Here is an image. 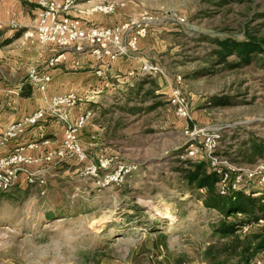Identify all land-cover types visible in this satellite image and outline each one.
<instances>
[{
	"label": "rangeland",
	"instance_id": "rangeland-1",
	"mask_svg": "<svg viewBox=\"0 0 264 264\" xmlns=\"http://www.w3.org/2000/svg\"><path fill=\"white\" fill-rule=\"evenodd\" d=\"M105 1L124 5L112 24L145 13L157 18L136 55L145 65L127 87L148 78L144 91L154 94L130 102L129 92L112 94L102 120L109 128L100 156L137 170L122 186L102 189L81 174L86 165L69 159L55 165L44 186L24 182L0 193V264H209L204 252L218 242L210 227L217 214L203 208L202 191L185 187L176 170L189 143L201 142L200 131L221 132L209 169L226 167V184L264 200V57L230 70L212 56L216 38L264 35V0ZM175 88L191 121L169 102ZM86 154L87 165L100 157ZM262 228L264 221L240 234ZM257 262L264 264V251Z\"/></svg>",
	"mask_w": 264,
	"mask_h": 264
},
{
	"label": "crops",
	"instance_id": "crops-1",
	"mask_svg": "<svg viewBox=\"0 0 264 264\" xmlns=\"http://www.w3.org/2000/svg\"><path fill=\"white\" fill-rule=\"evenodd\" d=\"M38 1L0 0V136L9 125L23 121L37 111L45 112L43 121L34 126H23L0 150V156L22 147L25 156L41 159L49 151L59 148L65 129L74 126L79 116L88 112L91 116L79 132L80 144L90 156L103 155L101 152L107 134L102 120L107 117L105 113L112 110L109 97L118 92L123 96L128 93L127 87L135 80L133 71L145 65V60L136 55L139 51L144 52L146 39L139 40L137 53L112 62L106 59L97 61L87 50L62 51L26 43L22 34L35 24ZM103 3L108 2L91 0L79 3L67 12V16L102 26L117 23L112 24L116 16L122 15L119 11L123 8H118V15L110 19L91 11ZM11 23L16 28H12ZM58 56H61L58 62L49 68L48 61ZM33 69L50 76L44 91L29 85L27 75ZM58 96H73L75 102L51 110L49 103ZM54 167L38 162L30 165L29 169L44 174L46 178ZM23 183V178L19 177L17 184Z\"/></svg>",
	"mask_w": 264,
	"mask_h": 264
},
{
	"label": "built area",
	"instance_id": "built-area-1",
	"mask_svg": "<svg viewBox=\"0 0 264 264\" xmlns=\"http://www.w3.org/2000/svg\"><path fill=\"white\" fill-rule=\"evenodd\" d=\"M88 1L62 0L58 2L55 0H39V10L35 24L22 34V39L26 43L36 44L42 48L54 47L62 51L74 49L77 52L87 50L97 61L106 59L112 62L117 58L135 53L139 40L145 38L157 22L156 17L146 13L140 17L117 22L111 26L87 23L79 18L67 16V12L77 4ZM123 6L113 3L101 4L92 8L91 11L102 17H109ZM10 26L16 28L14 23H11ZM60 57L49 60L47 66L53 68ZM146 69L147 71L150 70V68ZM177 79L180 80V78ZM178 80L177 84H179ZM27 81L34 89L44 91L50 82V76L46 72L33 69L28 73ZM178 90V88L173 89L169 102L175 107L176 115L180 119L191 121L189 105L181 97ZM74 102L75 98L73 96H58L52 98L49 104L51 110H57L61 106L71 105ZM90 116L91 113L89 112L79 116L74 126L65 129L60 147L49 151L41 159L25 156L22 147L0 156V193L10 191L13 186L17 185L19 177H22L28 186H44V174L31 171L29 166L38 162L56 165L69 159H73L78 164L86 165L83 167L81 174L94 178L98 187L103 189L122 186L124 180L136 172V165L118 164L112 167V160L103 156L97 159L96 164L87 165L88 157L80 144L79 132L84 128ZM44 118L45 112L37 111L21 122L9 125L5 133L0 136V150L7 145L16 133L21 131L23 126H34L43 121ZM200 133L203 136L201 142H195V140L190 142L182 151L181 160L207 162L210 166L211 162L214 161L213 149L215 150L216 143L221 140V132L220 130H213L209 133H204V131L203 133L200 131ZM214 172L221 176L218 189L221 195H225L229 188L237 190L236 182L226 184L230 180L229 175L231 174L226 167ZM251 177V174L247 175V179ZM262 179L264 180V177Z\"/></svg>",
	"mask_w": 264,
	"mask_h": 264
},
{
	"label": "trees",
	"instance_id": "trees-1",
	"mask_svg": "<svg viewBox=\"0 0 264 264\" xmlns=\"http://www.w3.org/2000/svg\"><path fill=\"white\" fill-rule=\"evenodd\" d=\"M212 42L215 45L212 56L216 57L219 60L218 64L225 69L250 66L260 59L259 57H264V35L257 36L255 33L246 31L242 40L216 38ZM147 79L142 77L135 81V86L128 90L127 102L141 96L151 97L154 94V90L144 91ZM219 103L227 105L230 100L220 99ZM154 108L151 107L150 110ZM134 110L136 109L129 111L133 113ZM110 113H105V115ZM103 124L105 130H108L107 124L104 122ZM179 162L180 165L176 170L180 174L179 179L182 184L187 188L202 191L197 194L198 201L201 202L203 208L217 214V221L210 227L213 236H218V242L209 245L204 252L209 264H228L229 262L253 264L256 262L257 257L264 251V229H258L244 236L240 232L244 226L258 225L260 221H264L262 196L253 197L241 190H232L231 188L225 195H221L218 191L221 178L209 169L208 163L188 159ZM237 214L242 218H233ZM161 225L159 224V226ZM155 227L157 226L152 225V228ZM109 241L110 237H107L106 242ZM100 252L95 251V254ZM96 255L102 256V253Z\"/></svg>",
	"mask_w": 264,
	"mask_h": 264
},
{
	"label": "bare ground",
	"instance_id": "bare-ground-1",
	"mask_svg": "<svg viewBox=\"0 0 264 264\" xmlns=\"http://www.w3.org/2000/svg\"><path fill=\"white\" fill-rule=\"evenodd\" d=\"M145 71H146V69H145Z\"/></svg>",
	"mask_w": 264,
	"mask_h": 264
}]
</instances>
